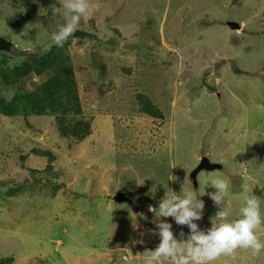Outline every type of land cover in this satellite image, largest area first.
<instances>
[{
    "label": "rangeland",
    "instance_id": "374dc122",
    "mask_svg": "<svg viewBox=\"0 0 264 264\" xmlns=\"http://www.w3.org/2000/svg\"><path fill=\"white\" fill-rule=\"evenodd\" d=\"M57 3L0 0V36L13 42L0 53V103L16 110L0 108V260L148 264L160 242L150 207L167 187L179 193L184 181L202 190L220 173L231 182L234 215L246 190L264 199V0H90L79 29L92 36L45 51L60 20L49 14ZM58 49L78 91L80 113L67 120L92 122L81 140L57 130L64 108L37 114L25 91L15 100L21 91L10 83L26 60ZM55 74L49 68L19 83L35 89ZM142 99L159 115L142 111ZM203 156L223 168L201 171L196 186L191 172ZM119 191L133 202L114 201ZM213 191L206 186L199 197L201 229L218 211ZM161 219L186 238L187 226ZM214 264H264V253L238 249Z\"/></svg>",
    "mask_w": 264,
    "mask_h": 264
},
{
    "label": "clouds",
    "instance_id": "9594fccd",
    "mask_svg": "<svg viewBox=\"0 0 264 264\" xmlns=\"http://www.w3.org/2000/svg\"><path fill=\"white\" fill-rule=\"evenodd\" d=\"M53 16L60 18L56 29L47 35L49 43L45 51L53 45L62 47L73 37L80 27L82 19L87 20L91 14L90 0H59V6L52 5ZM44 14H47L45 9ZM21 45H17L20 47ZM202 190L194 189L183 181L181 191L177 193L167 187L165 195L160 199L158 208L150 207L155 213L156 227L152 231L160 237L159 244L151 251L148 264H214L220 257L235 258L238 249L250 250L253 257L264 253V239L260 233L264 230V199L253 194L252 189L246 190L238 211L226 204L230 197L231 182L220 173L207 176L203 180ZM206 186L215 191L208 193L218 207L211 220V227L201 229L197 221L204 215V201L199 197L205 194ZM153 193L155 188H153ZM173 218L179 226H187L189 233L181 230L174 234ZM127 261L128 257L122 258Z\"/></svg>",
    "mask_w": 264,
    "mask_h": 264
},
{
    "label": "trees",
    "instance_id": "16d2710c",
    "mask_svg": "<svg viewBox=\"0 0 264 264\" xmlns=\"http://www.w3.org/2000/svg\"><path fill=\"white\" fill-rule=\"evenodd\" d=\"M56 6H59V4L57 3ZM49 14L52 19L57 18V16H53L52 11L50 12V10ZM67 57L68 56L65 55L61 49H58L56 52L51 51L41 58H34L29 61L26 60L22 64V67L14 70L16 77L11 79L10 83L18 84V88L21 91V94L16 96L15 100L22 97V92L25 91L26 95H23H25L27 101L30 102L33 112H36L37 114L43 113L47 108H50L53 112L64 108V113L56 115V126L59 133L64 135L69 142L71 139L81 140L89 135L92 122L91 120H79L71 123L67 120V114L73 111V109L78 111L76 113H80L77 95L78 91L72 68H64V65L67 64ZM49 68H55L56 74L43 82L40 87L27 89L24 85L19 83L20 76L26 77L31 73L38 75ZM140 98H143V96L140 95ZM141 102L142 111L153 116L159 115V111L150 101L142 99ZM14 107L15 104L6 106V104L0 103V108L6 115L15 114L16 110ZM38 153L43 152L38 151ZM44 153V156H52L51 153ZM59 175L60 174H57V176ZM8 259H1L0 264H8L10 261Z\"/></svg>",
    "mask_w": 264,
    "mask_h": 264
},
{
    "label": "water",
    "instance_id": "95a60500",
    "mask_svg": "<svg viewBox=\"0 0 264 264\" xmlns=\"http://www.w3.org/2000/svg\"><path fill=\"white\" fill-rule=\"evenodd\" d=\"M227 24L232 29H237L241 27L240 23L235 22V21H228ZM86 36H92V34L89 31L79 29V28L73 33V37L84 38ZM12 46H13V42L11 40H8L5 37L0 36V53L3 51L9 52L12 49ZM222 168H223V165L221 163L213 162L207 156H203L199 164L191 172V178L194 180V183L197 186L198 185L197 175L201 171L203 170L213 171V170L222 169ZM113 200L117 202H122V201H129L130 203L133 202V200L130 197H128L126 193L123 191L117 192L113 196Z\"/></svg>",
    "mask_w": 264,
    "mask_h": 264
}]
</instances>
